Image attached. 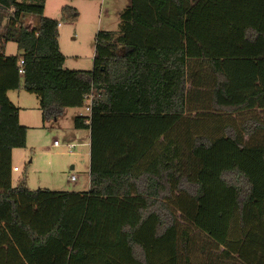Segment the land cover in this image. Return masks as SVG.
I'll use <instances>...</instances> for the list:
<instances>
[{
  "label": "trees",
  "instance_id": "1",
  "mask_svg": "<svg viewBox=\"0 0 264 264\" xmlns=\"http://www.w3.org/2000/svg\"><path fill=\"white\" fill-rule=\"evenodd\" d=\"M44 7L0 0V264H264V0H131L88 71ZM20 88L43 123L91 96L88 191L11 185Z\"/></svg>",
  "mask_w": 264,
  "mask_h": 264
},
{
  "label": "rangeland",
  "instance_id": "2",
  "mask_svg": "<svg viewBox=\"0 0 264 264\" xmlns=\"http://www.w3.org/2000/svg\"><path fill=\"white\" fill-rule=\"evenodd\" d=\"M99 2L98 0H45L44 16L58 20L62 25L59 49L65 57L64 68L91 70L97 32L117 30L119 14L126 8L125 0H106L101 8ZM64 6L78 11L79 17L76 22L61 20L60 10ZM91 6H94L92 10ZM5 53L18 56L20 51L16 44L9 42L6 44ZM19 90L10 91L7 97L17 107L15 95L20 94V104L27 108L23 115L29 127L26 146L15 149V161L12 166L20 171L17 173L12 170L11 185L17 186L20 180L24 179L26 187L30 190L45 188L51 191H88L89 188L83 186L88 180L89 169V147L85 144L87 132L81 129L79 130L81 138L79 140L73 138L75 130L72 120L75 111L66 109L56 121L48 119L43 123L37 97L23 89ZM80 113L88 114L85 107L81 108ZM54 141L60 146L54 147ZM69 144L75 145L71 152L67 149ZM72 166H74L73 170H71ZM72 174L78 177L76 183L70 182Z\"/></svg>",
  "mask_w": 264,
  "mask_h": 264
},
{
  "label": "crops",
  "instance_id": "3",
  "mask_svg": "<svg viewBox=\"0 0 264 264\" xmlns=\"http://www.w3.org/2000/svg\"><path fill=\"white\" fill-rule=\"evenodd\" d=\"M93 1H95V0H93ZM98 1H100L99 3V5H100V8L102 7V4H105V1L106 0H98ZM130 2H131V0H125V6L127 7V6H129L130 5ZM122 3H124L123 1H122ZM94 7V6H93ZM93 7L91 6L90 7V9L92 10L93 9ZM101 19V18H100ZM98 24H99V21H98ZM62 28V25L59 23V26H58V43H59V39H60V29ZM75 29V28H74ZM59 45H60V43H59ZM5 48H6V45H5ZM6 54V53H5ZM7 55V54H6ZM21 55V52H20V54H19V56ZM93 57V56H92ZM92 61H93V58H92ZM65 62V61H64ZM64 65V64H63ZM69 68H71V67H69ZM20 89H22V88H20ZM19 90V89H18ZM20 91V90H19ZM10 92V91H9ZM8 92V93H9ZM8 93H7V96H8ZM9 98V97H8ZM15 99L17 100V102H18V105H17V107L19 108V117H18V119H19V123H20V125H22V126H24V127H26L27 129H28V123H27V119L25 118V116L23 115V113H24V111H26L27 110V108H25L23 105H21L20 104V102H21V99H20V94H16L15 95ZM10 100V99H9ZM69 109H71V108H69ZM72 110H74L75 111V113H74V117L75 116H83L84 114H82V113H80V110H81V108H72ZM64 111H66V109H64ZM64 111H63V113H64ZM73 117V118H74ZM35 118H36V116H35ZM72 125H73V120H72ZM73 129H74V127H73ZM75 130V132L73 133V138L74 139H76V140H79L80 138H81V133L79 132V130H76V129H74ZM78 131V132H77ZM85 131L87 132V135H86V137H87V139H86V145L89 147V145H90V132H89V130L88 129H85ZM27 136V135H26ZM89 152H90V150H88ZM88 152V153H89ZM14 154H15V149L12 151V154H11V163H13L14 161H15V158H14ZM15 166H12V168H14ZM74 169V166H72L71 167V170H73ZM20 170H17V171H13V172H19ZM88 180L84 183L85 185H83V186H87L88 188H89V169H88ZM73 175V174H72ZM71 175V176H72ZM70 176V177H71ZM78 181V177H76V180L74 181V182H72V183H76ZM71 182V181H70ZM14 187V186H13ZM81 190H84V189H81Z\"/></svg>",
  "mask_w": 264,
  "mask_h": 264
},
{
  "label": "built area",
  "instance_id": "4",
  "mask_svg": "<svg viewBox=\"0 0 264 264\" xmlns=\"http://www.w3.org/2000/svg\"><path fill=\"white\" fill-rule=\"evenodd\" d=\"M23 73H24V70H23V59L20 58L19 63H18V74L22 76ZM90 104H91V96H89L87 98V100H86L85 111L88 113L87 115H89V113H90ZM86 123H88V121ZM53 146L54 147H59L60 145L58 144L57 141H54L53 142ZM74 148H75V145L74 144L67 145V149H68L69 152H71ZM12 170L13 171H17L19 169L17 167H14V168H12ZM75 180H76V176L75 175H72L70 177V181L71 182H74Z\"/></svg>",
  "mask_w": 264,
  "mask_h": 264
}]
</instances>
